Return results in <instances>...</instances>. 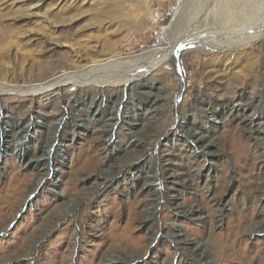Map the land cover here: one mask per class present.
Wrapping results in <instances>:
<instances>
[{"label": "rangeland", "instance_id": "374dc122", "mask_svg": "<svg viewBox=\"0 0 264 264\" xmlns=\"http://www.w3.org/2000/svg\"><path fill=\"white\" fill-rule=\"evenodd\" d=\"M178 2L0 0V87L21 89L17 85L49 74L69 76L89 65L134 57L160 46L162 30L177 14L186 34L213 30L214 41L251 35L264 26V0H184L177 9ZM216 14L233 19L218 29L214 22L204 27ZM175 32L170 29L169 37ZM227 52L198 57L196 65L185 56L180 74L166 62L162 72L140 80L138 93L126 85L84 83L83 94L104 99L102 110L109 105L103 93L127 98L122 116L131 122L108 128L106 141L101 132L106 119L99 110L90 111L89 120L76 105L63 119L55 118L73 97L69 83L54 92L2 91L0 118L31 110L28 122L37 128L20 140L18 132L2 129L0 264H264V232L258 229H264V107L248 125L250 107L226 118L190 111L195 95L218 104L243 89L252 101L264 98V38ZM149 88L168 100L156 115L164 121L163 131L136 146L130 138L152 129L155 121L140 100ZM177 106L218 144L219 156L208 160L184 141L175 129ZM157 155L177 175L172 179L156 171L160 184L148 191L139 176ZM34 158L50 161L38 169ZM103 161L105 173L117 171L107 182L95 176ZM87 173L92 176L82 180ZM194 207L198 216L184 214ZM176 232L190 244L175 241Z\"/></svg>", "mask_w": 264, "mask_h": 264}, {"label": "bare ground", "instance_id": "6f19581e", "mask_svg": "<svg viewBox=\"0 0 264 264\" xmlns=\"http://www.w3.org/2000/svg\"><path fill=\"white\" fill-rule=\"evenodd\" d=\"M183 1L184 0H179L177 4L178 5L177 9H180V7L183 4L181 2ZM173 18L174 19H173L172 25L162 30L160 46H157L149 50H145L142 53L135 55L134 57H126L124 59H115V60L110 59L105 64H101V65L98 64V65H93V66L89 65L87 69L79 71V72H73V73L71 72L69 76L66 75L67 73L55 74V75L49 74L48 76L44 78H40V79L37 78L36 79L37 81L40 80L37 83H31L29 85H24V86L17 85L21 87V89L11 88V86L2 87V88L0 87V94L2 91H6V92L14 91L15 89L19 92L20 90H23V89H26L27 92H33V91H39V90H42L43 88H46L45 90L53 89V92H54V91H57L59 86H61L63 83H69L71 87L75 88L73 89V92H72L73 97L69 101V103H68V99L66 100L67 105H64L63 106L64 108L60 109L57 114L55 113L56 114L55 118L59 120L63 119L65 112L68 111L69 113L70 112L72 113L73 108L77 107L76 105H79L77 109H80L81 107L83 108L82 111L87 114V117L89 118V120L91 117H90V114L88 113L90 111L96 112V110H99L100 115H103L105 117L104 119H106V122H108V123L105 122V125L102 127V131H101L104 134V136L108 135L106 136L107 139L106 138L102 139L103 141H106L110 139V130L113 128V126L117 125L118 127H120L124 124H129L131 122L125 116H122L123 110L126 107L128 108L127 102H126L127 98L124 101H122V98H118L114 100V99H111L109 94L103 93L102 95L105 97V104L106 105L109 104V105L107 106V109L102 110L101 103L104 99L95 100L93 95L89 96L86 93L83 94L84 83L87 84V82L91 81L90 84L93 85V83H96L95 86L97 87H106V86H109V84H112L113 86L126 85L129 90L134 91L135 93H138L137 86L139 87L140 80L148 78V76L155 70H156L155 72H162L161 66L166 62L168 64L170 63L171 65H173V67L175 66V70H173V73L176 72V70H178V73L180 74L179 72L180 60H182L185 56L193 58L192 60H194L195 62L194 65H196V60L198 57L204 58L206 55H212V54L219 55V57H221L220 54H222L223 56L228 55L229 52L227 51H231L234 48L237 49L240 47H245L251 41L264 38V26L262 28L260 27L254 28L251 35L244 36V34H240L241 36L238 35L237 38L235 39L226 38L225 40L218 39L214 41L211 38L213 37V34L215 32L213 30L211 32L210 31L203 32L205 31L204 29L200 31V33L196 32L195 35L191 36V34L190 35L186 34L185 31L181 29L183 27L182 26L183 23L180 21L181 15L177 14ZM211 18L212 19L210 22H209V17L207 21L204 20L206 21V23L204 24V27L207 26V22H208L207 29L211 26L213 27L214 23L216 24L214 29H218V27H221L220 26L221 24L222 26H224L223 23L225 21L229 19H233L232 14L230 16H228L227 14L226 15L216 14L214 17L212 16ZM170 29H174L176 31L175 32L176 35H174L173 37H169ZM211 60L212 62H214L216 59L214 60L212 58ZM38 68H40L43 71L46 70V69H43L42 67H38ZM151 68H154V69L151 70ZM46 72L44 71L42 73H46ZM6 74L7 72L4 73V77L6 76ZM44 79H47V80L43 81ZM151 88L141 91L142 93L141 96L143 97L140 100H143L142 103L147 105L148 110L151 111L150 116L153 117L151 119L155 121L154 123H152L153 124L152 129H149V130L144 129L140 131L143 133L142 135L135 134L137 138L136 136L134 137L132 136L130 138V141H132V138L135 139L134 144L136 146L140 145L144 138L152 139L151 137L155 132L157 133L159 131L160 132L163 131L162 129H163L164 121L163 119L161 120L162 117H158V116L156 117V115H158L159 111L162 110L160 108V105H162L165 101H168V100H166V96L161 94L162 92L160 93L158 91L159 89L155 93H153L152 92L153 90L151 91ZM179 93H181V90ZM130 95L132 97V94L129 93V96ZM252 99H253L252 97L249 98L247 96V93L243 89L235 91L232 94L231 99H224L220 101V103L218 102V104H216V102L214 101H211V99L205 96L195 95L193 98V102L190 105V111H192V113H194L195 111H198L199 113H202L206 115L207 117L210 116L213 118L217 117V115L221 113V115L226 118L228 115L234 112H237L240 110L245 111L246 109L250 107L252 111L249 114H247L244 119V125L246 124L248 125V124L253 123V116H254L253 114H255V111H257L258 108L264 107V98H262L261 100L260 98L258 99V97H255L253 101ZM112 106L115 107L114 112H113ZM135 106L137 107V104ZM184 110L185 109H183L182 107L177 106L176 111H175L177 115V123H176L175 129L181 133L184 141L189 140L193 142V147H192L193 151H196V150L199 151L202 157L205 158L206 156L208 160H212L213 157L219 156L221 152L218 148V144H216L212 139H209L208 137L205 136L206 132L202 130V127L196 126L195 123H193V121L188 122L186 120V117H183V113L185 112ZM68 112H66V114ZM116 113H118L119 115L118 117ZM32 114H33L32 111L28 110L26 113L22 115H18V117L13 116V117H8V118H3V117L0 118V132H1L0 133V150L2 149V146H3L2 136L5 134V132L2 129L5 128V126H7L9 129L13 130L16 133L18 132L19 134L18 140L24 137H28L30 133L33 132L35 128H37V126L34 123L28 122ZM108 128L110 129L109 131H108ZM127 129L129 130L130 133H133L135 131L133 128H127ZM161 159H162V156L157 155L155 163L152 164L151 166L146 167L144 172L140 174L139 178L143 181L142 188L144 187L146 190L151 191L156 188L155 187L156 184L158 185L160 184L158 180V176L156 175V171L158 170H159L158 171L159 174L163 173L164 175H167L168 177L171 176L172 179H176L175 175L177 174L175 172H169L170 167L163 166L162 165L163 161H161ZM48 160L49 159H47L46 161V160H40L38 158H34L35 166L33 165V167L38 168V169L39 167H42V166L44 167V165L48 163ZM28 161H31V158ZM105 162L106 161L101 162V165H100L101 168L98 172H96L95 176H102V178L105 179V182H107L110 179V177H112L114 174L117 173V171L111 172V173H105L104 168H103L106 165ZM91 176L92 175L90 173H87L86 176L82 177V180L85 178H90ZM200 213H201L200 209H198L197 207L189 208L184 211V214H187L188 216H194V215L198 216ZM151 216L152 215L149 214V217ZM258 229L259 231L264 232L263 228H258ZM173 238L175 241H178V242L181 241L182 243L187 242L185 244H190L189 240L183 237L182 235H180L178 232L173 234ZM194 251H197V249ZM199 251L200 253L198 252L196 253V257H199L198 259H200L202 254L204 255L202 247L201 248L199 247Z\"/></svg>", "mask_w": 264, "mask_h": 264}, {"label": "water", "instance_id": "95a60500", "mask_svg": "<svg viewBox=\"0 0 264 264\" xmlns=\"http://www.w3.org/2000/svg\"><path fill=\"white\" fill-rule=\"evenodd\" d=\"M174 17V16H173Z\"/></svg>", "mask_w": 264, "mask_h": 264}]
</instances>
